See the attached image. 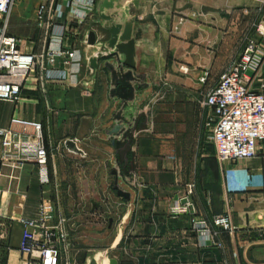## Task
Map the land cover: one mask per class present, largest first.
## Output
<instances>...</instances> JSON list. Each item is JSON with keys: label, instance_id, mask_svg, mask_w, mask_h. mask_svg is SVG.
I'll return each mask as SVG.
<instances>
[{"label": "crops", "instance_id": "obj_1", "mask_svg": "<svg viewBox=\"0 0 264 264\" xmlns=\"http://www.w3.org/2000/svg\"><path fill=\"white\" fill-rule=\"evenodd\" d=\"M99 2L95 0L93 14L78 25L65 4L54 0L53 9L61 5L63 15L52 23L65 26L66 33L62 54L47 66L46 76L60 79L41 80L36 69L20 100L0 105V128H8L11 117L39 122L49 153L47 184L41 183L33 162L2 169L0 264L27 262L19 252L23 230L19 221L38 219L52 184L55 189L62 185L64 203L72 187L78 189L77 199L96 200L95 189L81 188L77 168H87V162H96L99 168L110 162L114 168L117 162L112 144L97 143L109 133L99 128L106 111V101L99 98L105 79L101 63L111 60L108 51L98 47L109 40L97 12ZM127 16L135 20L134 74L145 77L136 91L139 100L133 117L144 115L139 123L146 130L135 137L133 185L127 187L118 179L130 200L115 221V232L122 229L126 234L111 251L112 259L118 264H264V151L248 160L218 162L209 140L211 113L199 106L229 62L241 54L247 38H257V28H264V0H138V8L127 6ZM38 30L41 39L29 50L22 45L23 51L45 54L55 48L50 35L60 33V27L48 35ZM90 32L95 34L94 45L86 42ZM91 59L97 61L95 69ZM259 79L264 83V62ZM107 99L113 105V120L119 101ZM68 140L83 155L68 151L64 144ZM108 148L110 157L104 155ZM96 175L97 171L92 184L98 182ZM116 198L119 206L125 203ZM96 206L95 202L89 211H98ZM221 214L229 216L232 235L212 227L213 218ZM199 222L208 226L209 234L197 232ZM113 225L109 220L108 227Z\"/></svg>", "mask_w": 264, "mask_h": 264}, {"label": "built area", "instance_id": "obj_2", "mask_svg": "<svg viewBox=\"0 0 264 264\" xmlns=\"http://www.w3.org/2000/svg\"><path fill=\"white\" fill-rule=\"evenodd\" d=\"M17 1L0 0V101L10 103L20 100L23 87L36 69L41 80L60 79L46 76L50 73L47 66L62 54L60 45L66 33L65 26L52 23L53 18L62 19V6L53 9L54 0H36V26L44 29L45 35L56 27H60V33L50 35L56 46L45 54L23 51V41L8 33L9 16ZM61 1L78 25L93 14L95 0ZM257 34V38H247L241 54L229 62L199 102L200 108L211 113L209 140L216 160L221 163L252 159L264 151V83L259 79L264 62V28H257ZM48 158L42 125L11 117L9 127L0 128V200L4 167L15 169L17 163L33 162L38 166L41 183L47 184ZM19 222L23 227L19 252L26 256L25 264H60L62 254L70 248V232L63 213L53 203L43 201L38 219ZM212 227L228 235L234 233L227 214L216 215ZM195 228L201 236L209 234L203 222L196 223ZM215 235L217 232L211 233L212 237ZM211 244L221 248L213 240Z\"/></svg>", "mask_w": 264, "mask_h": 264}, {"label": "rangeland", "instance_id": "obj_3", "mask_svg": "<svg viewBox=\"0 0 264 264\" xmlns=\"http://www.w3.org/2000/svg\"><path fill=\"white\" fill-rule=\"evenodd\" d=\"M37 5L38 3L36 0H18L12 8L9 16L8 33L21 39L24 43L22 45H24L25 49L27 50H29L31 46L33 47V44L36 45V43L41 39L40 31L36 26ZM106 61L113 63L110 59H107L101 63L103 68L101 74L105 79L103 80L104 85L102 84V89L100 88L102 95H100L99 101L101 99L104 102L106 101L104 105L106 111L104 120L102 119L103 125H99V128L101 129V132L103 131L102 129H106L109 131V133L107 132L108 136L101 135V140H99L97 143L108 145L105 140L112 144L113 139L110 136V132L113 127L112 125H115V122L114 120H111L112 118L110 117L113 105L108 102L107 96L109 99L114 100L115 102L118 101H116V99H114V97L110 94L112 90L110 86V72L104 66ZM260 74L261 72L259 73V76ZM136 77L137 79L145 80L144 76L136 75ZM254 88L257 87L255 86ZM138 90L139 89L136 91ZM5 103L10 104V102L7 101H0V105H4ZM118 103L120 107L121 103ZM126 108L127 106H125V109ZM124 116L125 117L123 119L126 120L127 114ZM136 120H138V117ZM120 125H122V121ZM93 144H96V142ZM108 150L109 153H105L104 155L110 157L111 149L108 148ZM87 165V168H84L83 166H79L77 168V170L81 169V188L83 186V190L86 189L90 190L91 192L94 191L93 189H95L93 195L94 197H97L96 200L93 198V196L81 197L77 199L76 196L78 189L72 187L70 189V196H67V200L64 203V197L62 196L63 194H61L62 185L57 186L55 189V186L52 184V192L48 194L47 201L54 203L56 206L58 205V207L63 210L70 232V248L68 251L62 254L60 264H96L94 256H96L98 253H105L111 248L112 244L117 240V237L121 239L122 236L123 239L126 234V232L122 229H120V231L118 230L119 233L115 232V221H118L123 216L127 207V202L124 200V204L121 203V206L118 205L119 201L116 198L117 195L116 191L114 190V186H117L121 191L124 192H126V188L122 183L118 184V179L117 183L115 184L117 175L115 176L113 174L114 168L111 166L110 162H106L102 168H99V164L96 162H87ZM95 171H97L96 177H98V182L96 184H92L90 179L92 178V175L95 174ZM70 172L71 171L69 169V173ZM120 174L122 176L120 180L123 179L125 186L128 187L126 178H129V175H125L123 172ZM56 194L59 196L56 197ZM95 202L97 203L96 207L99 209L98 211L90 212L89 210H94ZM79 210H82V212H79ZM111 219L114 221V225L109 228V220ZM80 223H82V228H79ZM108 258L112 259L113 257L109 254Z\"/></svg>", "mask_w": 264, "mask_h": 264}, {"label": "water", "instance_id": "obj_4", "mask_svg": "<svg viewBox=\"0 0 264 264\" xmlns=\"http://www.w3.org/2000/svg\"><path fill=\"white\" fill-rule=\"evenodd\" d=\"M129 4L138 8V0H100L97 12L103 21L102 29L109 34V40L103 45L99 44L98 47L107 50L111 55V62H113L106 61L104 63V66L110 72V86L112 89L110 94L121 103L120 110L113 117L115 127L110 135L113 139L112 146L116 149L117 155V162L113 169V174L117 175L115 184L117 179L122 177L120 173L123 172L125 175H129L126 181L131 183L132 186L131 176L135 172V152L133 150L135 137L146 130V125L139 123L144 115H140L138 120L133 117V105L139 100L135 97L136 90L140 88L142 80L137 79L134 74L137 67L136 47L133 38L135 20L127 16V6ZM86 42L94 45L95 34L90 32ZM96 62V59L90 61L94 69L97 67ZM248 75L251 76L250 73ZM125 106H127L126 109ZM128 113L130 118L127 115L126 120H124V115ZM121 121L122 125H120ZM64 144L68 151L83 155L72 140H68ZM114 190L119 198L129 202L130 194L128 192L121 191L117 186H114ZM118 242L119 237L115 246L103 254L98 253L94 256L96 264H118L116 260L108 258Z\"/></svg>", "mask_w": 264, "mask_h": 264}]
</instances>
